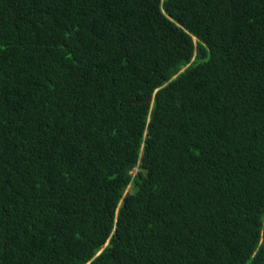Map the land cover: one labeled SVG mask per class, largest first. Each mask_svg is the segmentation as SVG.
<instances>
[{
	"label": "trees",
	"instance_id": "16d2710c",
	"mask_svg": "<svg viewBox=\"0 0 264 264\" xmlns=\"http://www.w3.org/2000/svg\"><path fill=\"white\" fill-rule=\"evenodd\" d=\"M87 263L264 264V0H0V264Z\"/></svg>",
	"mask_w": 264,
	"mask_h": 264
},
{
	"label": "clouds",
	"instance_id": "9594fccd",
	"mask_svg": "<svg viewBox=\"0 0 264 264\" xmlns=\"http://www.w3.org/2000/svg\"><path fill=\"white\" fill-rule=\"evenodd\" d=\"M193 40H194V37H193ZM152 101V100H151ZM135 171V172H134ZM132 175H136V172H137V170H136V168H134L132 171ZM128 187H130V186H128ZM127 187V188H128ZM127 190V189H126ZM126 190L124 191V193H123V197L129 192V190L126 192ZM131 190V189H130ZM108 241H109V239L108 240H106V242H105V244H104V246H106L107 244H108ZM88 264V263H87Z\"/></svg>",
	"mask_w": 264,
	"mask_h": 264
},
{
	"label": "water",
	"instance_id": "95a60500",
	"mask_svg": "<svg viewBox=\"0 0 264 264\" xmlns=\"http://www.w3.org/2000/svg\"><path fill=\"white\" fill-rule=\"evenodd\" d=\"M151 100H152V97L148 96V97L144 98L142 101H135L134 103L135 104H139V103L148 102V101H151Z\"/></svg>",
	"mask_w": 264,
	"mask_h": 264
},
{
	"label": "rangeland",
	"instance_id": "374dc122",
	"mask_svg": "<svg viewBox=\"0 0 264 264\" xmlns=\"http://www.w3.org/2000/svg\"><path fill=\"white\" fill-rule=\"evenodd\" d=\"M134 172H135V171H134ZM128 190H130V187L127 188L126 192H127Z\"/></svg>",
	"mask_w": 264,
	"mask_h": 264
},
{
	"label": "bare ground",
	"instance_id": "6f19581e",
	"mask_svg": "<svg viewBox=\"0 0 264 264\" xmlns=\"http://www.w3.org/2000/svg\"><path fill=\"white\" fill-rule=\"evenodd\" d=\"M130 137V136H129ZM131 139V138H130ZM135 139V138H134ZM123 151V150H122Z\"/></svg>",
	"mask_w": 264,
	"mask_h": 264
}]
</instances>
